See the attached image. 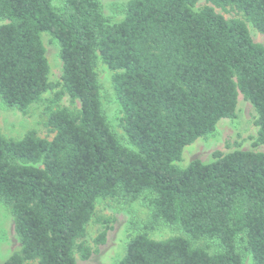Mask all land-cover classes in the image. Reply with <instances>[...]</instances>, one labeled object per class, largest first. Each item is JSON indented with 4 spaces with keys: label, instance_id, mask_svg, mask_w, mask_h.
<instances>
[{
    "label": "trees",
    "instance_id": "obj_1",
    "mask_svg": "<svg viewBox=\"0 0 264 264\" xmlns=\"http://www.w3.org/2000/svg\"><path fill=\"white\" fill-rule=\"evenodd\" d=\"M199 1L128 0L110 23L98 0H0V102L22 114L43 102L51 135L0 132V203L20 244L0 264L87 260L86 229L105 199L147 212L118 264H242L244 252L264 264V152L176 165L185 147L235 117L240 95L256 113L254 146H264V46L245 24L264 34V0H204L194 10ZM42 34L59 47V82L49 81ZM98 62L113 72L131 147L103 111ZM64 96L79 109L61 106ZM160 225L182 235L151 239ZM199 240L218 250L193 246Z\"/></svg>",
    "mask_w": 264,
    "mask_h": 264
},
{
    "label": "rangeland",
    "instance_id": "obj_2",
    "mask_svg": "<svg viewBox=\"0 0 264 264\" xmlns=\"http://www.w3.org/2000/svg\"><path fill=\"white\" fill-rule=\"evenodd\" d=\"M101 4L103 14L110 23L119 22L124 17V5L128 0H98ZM204 0H200L194 7L198 10L207 6ZM215 12L226 20L241 19L244 17L235 10L226 8L222 11L219 8ZM247 30L252 40L264 46V34L259 33L249 22L245 21ZM45 54L49 64V81L59 82L61 76V61L59 59V47L52 41L50 36L42 34ZM96 73L100 84L101 102L103 111L116 137L120 142L131 147L121 127L122 112L116 98L113 85V72L104 64L98 62ZM50 93L44 95L50 97ZM60 105L71 110L79 109L78 102H71L64 96ZM45 105L43 102L33 104L25 114L15 109H7L0 102V132L3 137L18 140L29 131L34 130L38 137L51 138L45 127ZM256 113L252 105L240 95L233 119H223L216 125L212 135L200 138L193 144L184 148L181 160L176 163L184 168L192 160H199L202 163H209L215 160L214 154L225 155L235 150L264 152V146H254L257 135V127L254 124ZM147 212L138 203L128 204L120 200H98L95 207V216L86 229L84 238L85 246L91 250L87 260H81L78 254L75 255L76 264H118L125 254L126 244L129 236L133 234L132 222H143ZM108 219V223L101 221ZM106 228L104 242L96 243V239ZM182 235L177 228L160 225L149 233L151 239L163 240L172 236ZM193 246L207 247L210 253L216 252L218 248L206 240L193 242ZM20 248L19 239L14 231V222L8 208L0 203V262L5 261L12 253ZM242 264H254L251 254L243 253Z\"/></svg>",
    "mask_w": 264,
    "mask_h": 264
}]
</instances>
